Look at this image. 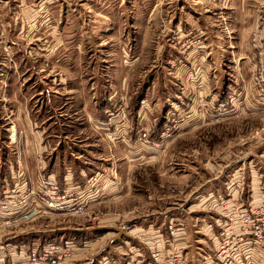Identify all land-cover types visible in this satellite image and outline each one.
<instances>
[{"label":"rangeland","instance_id":"obj_1","mask_svg":"<svg viewBox=\"0 0 264 264\" xmlns=\"http://www.w3.org/2000/svg\"><path fill=\"white\" fill-rule=\"evenodd\" d=\"M45 129L50 148L29 147ZM54 160L72 180L45 210ZM0 171L30 194L12 209H40L0 233V264L67 242L78 250L61 264H128V237L145 257L133 264H154L131 234L148 215L164 222L166 257L173 209L247 208L264 189V0H0ZM198 226L185 264H215ZM256 247L244 239L242 264H264Z\"/></svg>","mask_w":264,"mask_h":264},{"label":"built area","instance_id":"obj_2","mask_svg":"<svg viewBox=\"0 0 264 264\" xmlns=\"http://www.w3.org/2000/svg\"><path fill=\"white\" fill-rule=\"evenodd\" d=\"M165 131L160 134L163 135ZM147 132L142 134V137L147 141ZM11 141L14 138H10ZM42 189L45 190L44 196L41 198L42 204L47 206L45 210H58L60 200L63 198L60 194L63 192L56 181L49 177H42L40 183ZM10 186V185H9ZM0 186V233L5 229H10L19 221L26 220L28 217L35 216L40 213V209H12L16 205L14 200L18 198L23 202H27L30 194L26 193V182L14 185L13 188ZM23 194H25L23 196ZM27 204V203H26ZM220 220V243L215 251V259L218 264L230 263L236 256L239 255V247L244 242V239H251L256 249L261 253L264 252V201L259 205L247 208L234 206L231 209H221ZM171 236L175 237L178 232L173 225H169ZM247 245V244H246ZM1 246V244H0ZM251 243L247 246L249 249ZM253 251V249H252ZM73 252V245L70 242L58 246L54 244L33 245L26 255L25 264H61ZM264 255V253H263ZM151 258L154 264H185L186 259L178 256L174 251L166 257L162 251H151Z\"/></svg>","mask_w":264,"mask_h":264},{"label":"crops","instance_id":"obj_3","mask_svg":"<svg viewBox=\"0 0 264 264\" xmlns=\"http://www.w3.org/2000/svg\"><path fill=\"white\" fill-rule=\"evenodd\" d=\"M37 114H39V112ZM32 128H33V125H31V129ZM46 132H47V129H45L43 132L36 131V135L34 136L35 140H33L34 142H32V145H31V143H29V147H32V146H33V148L39 147L40 150H44V151H46L47 148H50V144L48 143L47 137L44 136V134H46ZM42 144H44V145L41 146ZM44 156H46V155L44 154ZM57 159H59V158H57ZM60 160L62 161V158H60ZM55 165H56V163L54 160V165L53 166L48 165V168L46 170H44V172H43L44 175L48 174L47 177L54 179L55 181L57 180L60 185L63 182L65 183V186L68 185V183L72 180V174L71 173H68L67 175L65 174L66 176L65 177L63 176L64 178L62 176H59V175L57 177H55L53 172H52V171H56ZM44 167H45V162H44ZM84 171L86 174L88 172V174H87L88 176H90V177L92 176V174H90L89 171H86L84 169L83 173H84ZM0 173H1V171H0ZM257 174H258L257 172L254 174V179H256ZM99 175H101L100 172L98 173V176ZM73 180L76 181L77 183L78 182L84 183L82 181V178L79 177V175H75ZM257 180H258L257 185H259L260 184L259 177ZM22 181H24V179ZM10 182H11V180H10ZM1 185H2V182L0 183V186ZM237 187H238V185H237ZM227 190H229L228 195L231 196V199L228 198V201L237 198V196H238L237 195L238 194L237 188L231 190L229 187H227ZM249 198H250L249 205H251V206L259 205L262 201H264V189L260 186L259 187L255 186V189H253V192L250 194ZM197 210H199V209H197ZM218 210L219 209H200L199 212H194V209H192V206H191V208L187 212H185V214L183 215L180 209H173L172 213H170L171 215L169 214L170 218L168 219V221H169V225L170 224L174 225V227L176 229H178V232L175 234V237H174V243L175 244H174V249H173L174 252L178 256L185 258L187 260L186 254L183 253V248H185V244L188 240V237L191 238V234L188 230V227H193L197 223L199 225L198 231L194 230V233L201 232L204 235V239H203L204 242L207 243L205 245V247L213 246V248L216 251V249L218 248L219 243H220L218 228L220 230V224L222 222L220 220V217H218V214H216V212H218ZM166 216H168V215H166ZM163 223L164 222L161 221V219L159 220L158 217H156V216L154 217V215H148L147 217H145V219H142L139 222V224H138L139 228L137 229V231L134 230L131 232V234L135 236V234L139 232V235L143 236L144 240L147 241V243H145V244H147L148 246H151L153 249L156 248V249H160V251H162L163 246L165 244L163 233L161 232V230L164 226ZM185 228H187V230H188L187 232H186ZM70 243L73 245V251L78 250L77 248H75V246L72 242H70ZM0 244H1V242H0ZM86 244H88V243H86ZM123 244H125L124 249L126 251L128 249L131 251L134 250L133 252H135V254H136L133 257L129 256L130 254L127 255L132 259V262L128 263V264H133L135 261L137 263L145 262L144 255L142 256L139 253L140 244L138 242H134V240L131 241V238L128 237V240H125ZM209 244H210V246H209ZM33 245H40V244L35 243V244H32V246ZM42 245H45V243ZM14 249L16 250V247H14ZM14 252H15V254L17 253L16 251H14ZM247 252H248L247 254L250 255L252 250L251 251L248 250ZM203 259H204L203 260L204 264H214V259H212L210 256L203 257ZM108 260H110V261H108ZM146 261H147V259H146ZM97 262H98V264H104V263L105 264H116L117 260L113 257L109 258L107 256H102L101 259L98 260ZM145 264H147V263H145ZM215 264H217V263H215ZM229 264H242L241 255L239 254L238 256H236L235 259H233Z\"/></svg>","mask_w":264,"mask_h":264},{"label":"trees","instance_id":"obj_4","mask_svg":"<svg viewBox=\"0 0 264 264\" xmlns=\"http://www.w3.org/2000/svg\"><path fill=\"white\" fill-rule=\"evenodd\" d=\"M105 107V105H103V108ZM102 108V109H103ZM105 109V108H104ZM104 109H103V112H104ZM104 116V115H103ZM102 118H104V117H102ZM155 136H156V133H155ZM10 185H11V182L9 183ZM84 241V240H83ZM83 243V242H82ZM87 242H84L82 245H84V244H86Z\"/></svg>","mask_w":264,"mask_h":264}]
</instances>
